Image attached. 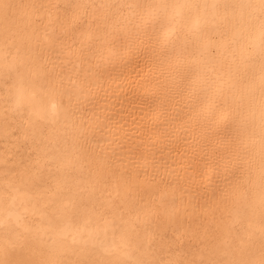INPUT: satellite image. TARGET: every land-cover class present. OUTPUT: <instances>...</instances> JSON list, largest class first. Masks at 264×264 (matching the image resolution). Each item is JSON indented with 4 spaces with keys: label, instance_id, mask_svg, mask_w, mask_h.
<instances>
[{
    "label": "bare ground",
    "instance_id": "bare-ground-1",
    "mask_svg": "<svg viewBox=\"0 0 264 264\" xmlns=\"http://www.w3.org/2000/svg\"><path fill=\"white\" fill-rule=\"evenodd\" d=\"M0 264H264V0H0Z\"/></svg>",
    "mask_w": 264,
    "mask_h": 264
}]
</instances>
